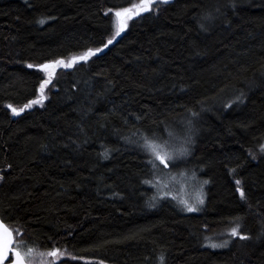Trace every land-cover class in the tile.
<instances>
[{"label":"trees","instance_id":"16d2710c","mask_svg":"<svg viewBox=\"0 0 264 264\" xmlns=\"http://www.w3.org/2000/svg\"><path fill=\"white\" fill-rule=\"evenodd\" d=\"M140 2L0 0V217L35 264H264V0L155 2L115 35ZM175 136L199 213L154 202L145 140Z\"/></svg>","mask_w":264,"mask_h":264},{"label":"rangeland","instance_id":"374dc122","mask_svg":"<svg viewBox=\"0 0 264 264\" xmlns=\"http://www.w3.org/2000/svg\"><path fill=\"white\" fill-rule=\"evenodd\" d=\"M138 4L139 3H137L136 5ZM113 18L115 28L114 32L116 35L117 18L115 16V12ZM72 61H70L69 63H71ZM62 66L63 65H60L58 67ZM55 70L56 67L50 69L49 71ZM42 100L43 98H39L40 103ZM190 130L192 133L191 136H195L197 134V127H195L194 124H191ZM193 143V140H189L188 143L185 144V141H182V139L177 136L173 138H167L166 140L162 139L160 141H153V144L156 146V151H158L160 155L165 156V159L168 161L167 164L163 163L158 159H155L153 151L150 148H147L150 153L151 160L154 161L155 164V166H153L154 177L151 183L155 191V203L160 202L163 199H169L173 202H176L175 204H177L178 207H181L182 210H184L183 212L192 213L188 211L185 205L183 204V201L186 200L189 204H192L198 209L197 211H194V213H199L202 211V208L207 200V189L209 181L202 178L200 174L196 172L190 162L186 166L181 168L177 166V164H179V161L184 156L180 155L179 149L181 147H187L190 150L192 148ZM173 155L175 156V159H173ZM205 181H207V183H205ZM198 197L203 198L204 202L202 204L197 203ZM226 240L227 239L224 238L217 242L219 244H225ZM211 243H213V241H211ZM16 244L21 247V250L26 251L28 249H26L23 245L19 244L18 242H16ZM31 264H35L33 259H31Z\"/></svg>","mask_w":264,"mask_h":264},{"label":"snow or ice","instance_id":"6c2138e0","mask_svg":"<svg viewBox=\"0 0 264 264\" xmlns=\"http://www.w3.org/2000/svg\"><path fill=\"white\" fill-rule=\"evenodd\" d=\"M155 2L159 3H168L169 0H141V3L138 5H135L132 8H124L118 11H115V16L117 18V30L116 35H119L124 29L127 27V21L131 19L133 16H138L143 12L151 11L153 8V4ZM235 5H233L234 7ZM45 21L41 20L40 23H44ZM203 27V25H201ZM112 40L108 41V44H111ZM107 47V45H105ZM97 52L100 51V49L96 50ZM95 55V52L92 50L88 51L87 55L80 56V57H74L72 63H66L63 59L53 61L49 64H43L39 65L37 67L43 69L44 71H49L50 69H53L55 67H58L60 65H63L64 67H71L72 64L78 62L79 60H87L90 56ZM29 67H33L32 65H29ZM45 84L48 83V81L44 82ZM44 85H41V91H43ZM32 103H40L39 100H34ZM30 105H26L28 107ZM11 107V105H9ZM14 112H16V109H13ZM19 111H23V109H20ZM188 143V140H185V144ZM144 147L150 148L155 156V159H158L162 161L163 163L167 164L168 161L165 159V156L160 155L158 151H156V146L153 144L152 141L145 140ZM180 155H188L189 149L187 147H181L179 149ZM173 159H175V156L173 155ZM150 163L154 164V161H150ZM144 183H151V181H145ZM207 183V181H205ZM237 185L240 184V181L236 182ZM240 196L242 198L245 197V192L243 188L239 189ZM203 198L198 197L197 203L202 204ZM183 204L185 205L186 209L190 212L197 211L198 209L194 207L192 204H189L186 200L183 201ZM154 206V205H153ZM241 225L236 224L235 227L231 228V234L233 236H240L241 239H249L247 235H242L240 232ZM226 245H218V244H212L211 247L217 248V247H225ZM59 249H55L53 251H50L47 253L49 257L55 258L59 254ZM9 256H11V264H31V259L34 256V250L32 248H28L26 251L21 250V247L15 243L14 240V233L13 230L9 229L6 225L3 224L2 221H0V264H5V261L9 260ZM161 260H163V257H161Z\"/></svg>","mask_w":264,"mask_h":264},{"label":"water","instance_id":"95a60500","mask_svg":"<svg viewBox=\"0 0 264 264\" xmlns=\"http://www.w3.org/2000/svg\"><path fill=\"white\" fill-rule=\"evenodd\" d=\"M21 112H22V111H21ZM0 185H1V180H0ZM0 221H2L4 225H6L9 229L12 230V228H11L8 224H6V223L2 220L1 217H0ZM13 233H14V231H13ZM14 240H15V243H16L15 233H14ZM5 264H11V256H9V260H8V261H5Z\"/></svg>","mask_w":264,"mask_h":264}]
</instances>
